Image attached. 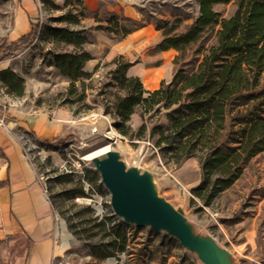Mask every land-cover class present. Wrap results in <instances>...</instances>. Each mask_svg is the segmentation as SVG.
Returning <instances> with one entry per match:
<instances>
[{
	"label": "rangeland",
	"instance_id": "374dc122",
	"mask_svg": "<svg viewBox=\"0 0 264 264\" xmlns=\"http://www.w3.org/2000/svg\"><path fill=\"white\" fill-rule=\"evenodd\" d=\"M37 1L38 13L29 24L38 26V36L30 45L20 46L0 58V71L10 69L24 82L22 96L8 93L0 83V127L13 129L36 174L46 177L48 198L64 232L56 238L62 250L54 264H199L183 253L177 240L128 225L124 229L123 250L117 244L109 248L113 252L111 257L98 259L91 255L96 244L111 240L108 232L95 224L105 217L111 224L121 223L109 207V193L100 183L98 174L82 159L86 153L104 145L121 152L127 161L141 158L155 174L161 194L169 201L185 203L190 216L204 225L238 264H264V151L248 162L231 187L206 206L194 193L201 181L196 159L189 157L174 163L170 155H164L155 145L156 135L152 131L155 126L166 123L165 111L144 112L137 106L125 123L126 135L113 126L117 119L110 113V103L117 88L111 85L109 72L114 66L109 62L122 56L124 61L141 69H165L166 77H172L178 69L193 72L204 51L214 45L216 27L181 54L159 52L156 44L162 39L163 30L174 28L171 34H180L190 26L198 16L197 1ZM18 8L17 0H0V40L7 37L14 41L19 37L16 30ZM213 10L221 18H229L236 10V0L216 4ZM68 11L78 15V23L58 20ZM46 26L83 31L86 38L81 48L93 59L84 70L92 75L90 79L75 82L72 94L68 91L70 82L53 66L51 54L75 49L51 41L43 34ZM110 30H132V33L122 37ZM128 43L129 48L122 49L123 44ZM96 65L98 68L94 71ZM261 83H264V72ZM104 105L109 107L108 113L104 112ZM58 114L67 121L64 136L72 134L75 137L71 143L58 148L38 145L31 133L16 128L12 122L33 117L55 120ZM61 176L63 180H55ZM79 184L84 196L69 197Z\"/></svg>",
	"mask_w": 264,
	"mask_h": 264
},
{
	"label": "trees",
	"instance_id": "16d2710c",
	"mask_svg": "<svg viewBox=\"0 0 264 264\" xmlns=\"http://www.w3.org/2000/svg\"><path fill=\"white\" fill-rule=\"evenodd\" d=\"M77 1L81 3V0ZM196 1L198 16L190 26L180 34H171L174 28L163 30L162 39L156 45L159 51L172 49L181 54L216 27L213 32L215 43L204 51L196 69L190 73L178 69L168 83L162 82L157 89L146 91L138 78L126 76L130 63L122 56L115 57L109 62L114 66L109 72L111 85L117 88L110 103V113L117 119L113 126L126 135L125 123L135 107H142L144 112L165 111L166 123L155 126L152 131L156 135L155 145L164 155H170L174 163L189 157L196 159L201 181L194 193L207 206L232 186L253 157L264 151V83H261L264 0H236V10L229 18H221L213 6L230 0ZM58 20L78 23L79 17L68 11ZM37 31L38 26L30 23L27 34L14 41L7 37L1 39L0 58L20 46L30 45L38 36ZM43 32L51 41L75 49L51 54L53 66L70 82L68 91L72 94L75 82L90 79L92 75L84 70L86 62L93 58L81 48L86 42L83 31L46 26ZM110 32L125 37L132 30ZM97 68L98 65L94 71ZM0 83L8 93L23 95V79L10 69L0 71ZM81 90L84 95L83 84ZM108 110L109 107L104 105V112L108 113ZM74 139L68 134L51 141L35 142L45 148H58ZM0 158L4 159L1 149ZM63 178L56 177L55 180ZM75 195L84 196L80 184L68 194L71 198ZM111 223L105 217L95 224L111 237L106 243L101 241L92 248L91 255L98 259L113 256L109 248L117 244H120V250L124 248L127 225L117 221ZM29 246L30 239L23 234L6 235L0 240V264H19L15 263L19 258H23L20 264H25Z\"/></svg>",
	"mask_w": 264,
	"mask_h": 264
},
{
	"label": "crops",
	"instance_id": "0c3cea01",
	"mask_svg": "<svg viewBox=\"0 0 264 264\" xmlns=\"http://www.w3.org/2000/svg\"><path fill=\"white\" fill-rule=\"evenodd\" d=\"M17 1L19 8L16 30L20 37L30 31L29 20L38 13L39 4L37 0ZM128 45L129 43L123 44L122 49L129 48ZM168 51L174 50L159 52ZM165 71L141 69L130 63L126 76L138 78L146 91H153L160 83H168L171 80L172 77H166ZM12 122L16 128L31 133L36 141H51L56 137H63L67 123L65 119L62 120L61 114H58L55 120L33 117ZM0 149L4 155V159L0 158V240L6 235L23 234L30 239L25 264H54L55 258L62 250L56 238L63 235V228L54 222L52 205L45 198L36 172L13 129L9 131L0 127ZM15 263H23V258L17 259Z\"/></svg>",
	"mask_w": 264,
	"mask_h": 264
},
{
	"label": "water",
	"instance_id": "95a60500",
	"mask_svg": "<svg viewBox=\"0 0 264 264\" xmlns=\"http://www.w3.org/2000/svg\"><path fill=\"white\" fill-rule=\"evenodd\" d=\"M86 162L108 191V204L118 221L177 240L183 253L199 264H238L206 227L190 216L185 203L169 201L161 194L155 174L141 158L127 161L121 152L109 148Z\"/></svg>",
	"mask_w": 264,
	"mask_h": 264
},
{
	"label": "built area",
	"instance_id": "2783aa9c",
	"mask_svg": "<svg viewBox=\"0 0 264 264\" xmlns=\"http://www.w3.org/2000/svg\"><path fill=\"white\" fill-rule=\"evenodd\" d=\"M26 156H27L30 164L32 166H34L33 163H31V160L29 159V156L27 154H26ZM36 178H37V181H38V183L40 184V186L42 188V192H43L45 198L49 201L48 192H47V188H46V185H45L46 177H44L43 174H39V175L36 174ZM52 210H53V214H52L53 215V220H54L55 223H58L59 217H58L57 213L55 212V210L53 209V207H52Z\"/></svg>",
	"mask_w": 264,
	"mask_h": 264
},
{
	"label": "bare ground",
	"instance_id": "6f19581e",
	"mask_svg": "<svg viewBox=\"0 0 264 264\" xmlns=\"http://www.w3.org/2000/svg\"><path fill=\"white\" fill-rule=\"evenodd\" d=\"M113 132V131H112ZM112 132H110L109 134H110V138L113 140V133ZM112 135V136H111ZM109 149V145H104L103 147H101V148H99V149H97V150H94V151H92V152H89V153H86L85 155H83V157H82V159L83 160H88L89 158H91V157H93V156H95L96 154H98V153H100V152H103V151H106V150H108ZM97 209L99 210V207H97Z\"/></svg>",
	"mask_w": 264,
	"mask_h": 264
}]
</instances>
